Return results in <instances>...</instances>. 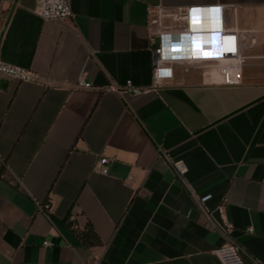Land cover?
I'll list each match as a JSON object with an SVG mask.
<instances>
[{"label":"crops","instance_id":"crops-1","mask_svg":"<svg viewBox=\"0 0 264 264\" xmlns=\"http://www.w3.org/2000/svg\"><path fill=\"white\" fill-rule=\"evenodd\" d=\"M69 2L56 24L35 0H0V61L44 82L0 76V264H222L224 222L244 264H264V0ZM158 5L194 8L197 56L216 54L220 8L242 36V84L212 85L180 61L136 96L73 87L149 88L147 8ZM186 43L164 35V58H186ZM159 149L184 163V182Z\"/></svg>","mask_w":264,"mask_h":264},{"label":"built area","instance_id":"built-area-1","mask_svg":"<svg viewBox=\"0 0 264 264\" xmlns=\"http://www.w3.org/2000/svg\"><path fill=\"white\" fill-rule=\"evenodd\" d=\"M36 14L44 21L59 24L71 15L69 0H35ZM169 20L171 24L166 25ZM217 28L214 30L216 35V54L207 56H197L195 43V13L193 7L165 8L161 5L147 8V37L152 54V75L151 86L147 89L136 87L130 80L123 86H118L115 82L109 81L105 86H93L83 79H79L73 87L81 89L96 90L101 92H113L123 97L127 94L139 95L143 92L154 90L162 82L173 77V66L180 61H187L190 64H199L206 74L211 78L212 85L236 87L242 84V70L247 57L243 54L242 36L235 29L227 28L222 21V10L219 8L217 13ZM176 24H182V27ZM184 32L186 34L187 57L183 60H169L163 56L162 38L166 34H176ZM0 76L16 82H33L43 84V76L31 72L22 67L0 61ZM157 158L164 159L171 167L176 178L184 182L186 166L180 160L172 159L163 150H157ZM109 160L100 157L98 165L99 172L103 175L108 173L106 165ZM210 198L205 195L199 198L203 204ZM39 209H48V205L39 206ZM217 231L225 236L229 243L214 250L215 255L222 264H244L240 254L241 248L232 240L230 233L232 225L224 222L217 224ZM43 246H52L49 241L43 242ZM95 264H100L96 262Z\"/></svg>","mask_w":264,"mask_h":264},{"label":"trees","instance_id":"trees-1","mask_svg":"<svg viewBox=\"0 0 264 264\" xmlns=\"http://www.w3.org/2000/svg\"><path fill=\"white\" fill-rule=\"evenodd\" d=\"M92 234V229L88 226L84 231L78 233L79 237L87 242L89 240L90 235Z\"/></svg>","mask_w":264,"mask_h":264}]
</instances>
